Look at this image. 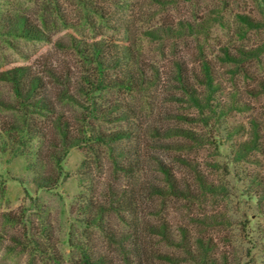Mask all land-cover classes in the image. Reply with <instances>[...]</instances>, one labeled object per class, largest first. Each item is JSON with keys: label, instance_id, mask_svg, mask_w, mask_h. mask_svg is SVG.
Masks as SVG:
<instances>
[{"label": "trees", "instance_id": "obj_1", "mask_svg": "<svg viewBox=\"0 0 264 264\" xmlns=\"http://www.w3.org/2000/svg\"><path fill=\"white\" fill-rule=\"evenodd\" d=\"M8 1L0 0V4ZM70 1L79 13L73 28L76 32L58 39L55 37L59 32L69 29L60 0H36V9L31 13L34 18L22 10L5 9L7 5L0 7V39L12 44V49L18 50L17 42L53 44L58 51L72 52L86 66L85 74L76 79L68 69L42 59V55L38 57L39 52L32 49L21 53L23 61L0 69V84L10 88L8 98L0 96V152L11 159L24 158L26 170L33 175L32 184L38 191L48 192L59 190L68 178L64 166L71 151L77 148L85 152L79 174L83 191L71 205L72 225L67 235V245L80 264L175 261L162 251L160 243L183 250L190 264H228L227 259L218 257L211 239L189 237L183 227L173 230L163 211L170 202H200L225 191L210 182L194 160L181 155L189 145L180 141L203 144L205 137L167 124L174 118L188 119L183 115L166 114L150 124L147 119L154 117L151 100L161 81L164 104L185 98L199 113L208 111L218 120L232 109L249 110L243 96L264 94V78L251 75L244 65L260 59L264 43L258 48H240L237 54L230 48L222 50V61L234 66L233 76L242 74L257 82L251 89L236 86L235 91L227 93L207 58L202 61L201 73L188 71L184 63L176 60L174 68L161 77L160 70L144 60L138 47L132 32L135 20L126 22L114 13V3L123 9L128 3ZM154 1L170 6L179 0ZM258 1L264 11V0ZM237 20L241 26L236 28L243 34L264 25V19L258 21L245 14H238ZM208 22L194 14L177 24L165 23L147 30L144 35L176 39L199 36L206 33ZM78 26L83 31L77 34ZM119 28L129 35L124 41L114 39V29L120 33ZM140 30L137 28V33ZM225 92L230 102L223 105L219 98ZM252 131V139L242 146L244 153L258 150V134L264 132V125L255 120ZM167 151L170 155L166 156L163 153ZM105 162L108 173L95 177L93 170ZM176 167L187 169L192 182L182 180ZM249 181L254 188L247 191L250 200L263 205L264 174L254 173ZM0 217L6 224L24 227L23 237L12 235L8 252L22 245L23 252L30 256L28 264H68L47 219L33 223L14 213H2ZM199 220L210 227L220 223L216 215L205 214ZM154 237L161 240L156 246L152 243ZM37 258L40 263H36Z\"/></svg>", "mask_w": 264, "mask_h": 264}, {"label": "rangeland", "instance_id": "obj_2", "mask_svg": "<svg viewBox=\"0 0 264 264\" xmlns=\"http://www.w3.org/2000/svg\"><path fill=\"white\" fill-rule=\"evenodd\" d=\"M60 1L63 14L68 16L69 29L59 32L56 39L67 37L70 31L76 32L73 28L78 23L79 14L78 8L70 0ZM120 1L128 4H124L126 9H123L114 3L115 15L126 22L132 18L135 20L136 26L132 28V32L139 41L138 47L144 60L155 64L160 70L161 77H165V73L174 68L176 60L184 63L188 71L201 73L202 61L207 58L216 68L227 93L235 91L236 86H241L244 90L257 86L256 81L247 79L242 74L233 76L231 72L234 66L223 62L221 57L225 47L237 54L240 48H258L264 43V25L258 29H249L246 34L240 33L236 28L241 26L237 20L238 14L249 15L258 21L264 19V11L258 0H179L170 6H163L154 0ZM2 5H7L3 6L5 9L25 11L34 18L31 13L36 9V0H9L0 4V7ZM194 14L209 21L205 34L180 39L144 35L147 30L160 28L165 23L177 24L180 20L191 19ZM141 21L144 22L140 23ZM137 28L141 29L138 33ZM82 29L78 26L77 34ZM118 31L121 32L114 29V39L124 41L129 37L124 33V28H119ZM85 34L88 35L89 32L86 31ZM15 45L18 50L12 49L13 45H9L3 38L0 39V69L23 61L21 53L34 49L35 53L39 52L38 57L42 55V59L46 58L52 63L55 61L56 66L68 69L76 79L85 74L86 66L82 59L72 52L58 51L53 44L35 46L33 43L17 42ZM244 66L251 75L254 73L264 78V54L260 59L246 62ZM163 83L161 81L159 89L153 92L155 98L151 101L154 104V117L147 119V122H157L165 118L166 114L187 117L188 119L174 118L167 124L193 130L205 138L203 144L184 139L180 141L189 145V149L181 155L194 160L210 182L225 190L222 195L208 196L200 202H170L167 209L163 210L166 219L173 230L183 227L187 229L189 237L211 239L218 257L227 259L228 264H264V204L250 200V193L247 192L254 191L249 176L260 172L264 174V132L258 134V150H248L246 153L242 151V146L253 137L252 122L257 120L260 125H264V94L257 97L245 94L243 101L248 103L249 110L232 109L218 120L213 119L208 111L199 113L185 98L183 101L164 104ZM226 92L219 98L223 105L230 102ZM9 95L10 88L0 84V96L8 98ZM163 154L170 155L168 151ZM84 158L83 150L73 149L64 166L68 178L63 181L59 190L48 192L38 191L32 184L33 175L26 170L27 161L24 158L11 159L9 154L0 152V214L14 213L24 217L26 222L33 223H38L40 218L47 219L52 225L53 239L68 264H80L76 254L67 245V235L72 225L71 205L83 191L79 174ZM175 170L182 180L192 182L193 176L187 169L176 167ZM108 171L109 165L105 162L103 167L94 169L93 173L95 177H101ZM205 214L216 215L220 223L214 227L202 224L199 218ZM77 229L81 230L79 227ZM23 232L22 225L6 224L0 217V264H28L30 256L23 252L22 245L15 252H8L12 245V235L23 237ZM36 232L33 228V233ZM160 242L159 237L152 240L155 246ZM159 247L176 260L154 261V264H190L189 257L183 250L163 243ZM39 259H35L36 263H40ZM73 259L75 262H72Z\"/></svg>", "mask_w": 264, "mask_h": 264}]
</instances>
